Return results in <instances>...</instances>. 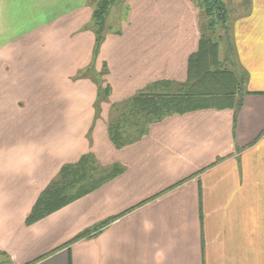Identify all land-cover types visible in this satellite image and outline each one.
Instances as JSON below:
<instances>
[{
  "label": "crops",
  "instance_id": "crops-1",
  "mask_svg": "<svg viewBox=\"0 0 264 264\" xmlns=\"http://www.w3.org/2000/svg\"><path fill=\"white\" fill-rule=\"evenodd\" d=\"M220 1L240 105L167 115L117 148L113 104L186 82L200 2L123 0L94 55L93 0H0L3 264H264V0ZM95 73L110 88L97 113ZM87 153L121 172L26 224Z\"/></svg>",
  "mask_w": 264,
  "mask_h": 264
},
{
  "label": "trees",
  "instance_id": "trees-1",
  "mask_svg": "<svg viewBox=\"0 0 264 264\" xmlns=\"http://www.w3.org/2000/svg\"><path fill=\"white\" fill-rule=\"evenodd\" d=\"M117 1L123 0H93L90 28L95 34L94 55H97L100 44L111 30L109 28L105 32L104 23L109 10ZM200 8L208 20L207 29H213L217 24L225 28L226 9L220 0H202ZM218 48L217 42L203 34L198 50L188 60L185 83L161 82L146 92L113 104L108 123V134L113 145L120 148L139 141L148 132L150 124L170 114H183L204 108L239 106L237 96L241 92L242 80L234 71L223 68ZM94 78L98 82L95 103L97 113L99 104L108 99L110 88L108 85L102 87L100 79L97 76ZM120 172L121 168L118 165L102 167L93 154H84L76 163L63 166L57 178L41 192L26 218V224H32L61 209ZM110 222V220L102 222L92 232L98 231ZM90 233L86 231L75 240Z\"/></svg>",
  "mask_w": 264,
  "mask_h": 264
},
{
  "label": "rangeland",
  "instance_id": "rangeland-1",
  "mask_svg": "<svg viewBox=\"0 0 264 264\" xmlns=\"http://www.w3.org/2000/svg\"><path fill=\"white\" fill-rule=\"evenodd\" d=\"M197 2H200V4H202V0H196ZM123 1L121 2H115L114 5L112 6L113 8H111L107 14V17L105 19V23H104V31H108L109 28L111 26H113V24L118 23L119 20L122 19V13L121 9L119 8L120 4H122ZM95 3V2H94ZM93 4V3H92ZM246 1H244L242 3V8H245L246 6ZM228 19V18H227ZM207 18L204 17L203 19V25H204V30L205 33L207 34V36L211 37L213 39V41L217 42L218 44V49H219V59L221 62H223V68H228L230 67V59H232V54L229 51V47L227 46V35H226V30L219 24L216 25V27H214L213 29H207L206 25H207ZM226 25V24H225ZM225 58V59H224ZM96 76L100 79V81L102 82V76L103 75H99L98 73H95ZM5 261H3V258L0 257V264H3Z\"/></svg>",
  "mask_w": 264,
  "mask_h": 264
}]
</instances>
